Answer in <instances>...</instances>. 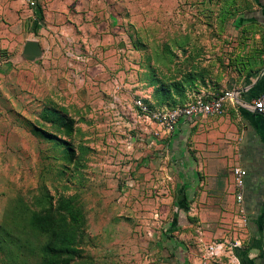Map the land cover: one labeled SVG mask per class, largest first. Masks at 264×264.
I'll return each mask as SVG.
<instances>
[{
	"label": "rangeland",
	"instance_id": "obj_1",
	"mask_svg": "<svg viewBox=\"0 0 264 264\" xmlns=\"http://www.w3.org/2000/svg\"><path fill=\"white\" fill-rule=\"evenodd\" d=\"M18 1L0 0V264L51 257L33 215L65 224L55 264H184L246 232L220 133L184 143L155 114L264 68V0H103L57 30Z\"/></svg>",
	"mask_w": 264,
	"mask_h": 264
},
{
	"label": "crops",
	"instance_id": "obj_2",
	"mask_svg": "<svg viewBox=\"0 0 264 264\" xmlns=\"http://www.w3.org/2000/svg\"><path fill=\"white\" fill-rule=\"evenodd\" d=\"M40 3L44 18L45 15L56 16L53 23L54 30L60 27L66 28V25L62 26V24L68 21V16L73 18L84 13L94 14L95 9H100L99 13L101 14L111 12L109 10L111 7L107 6L103 0H40ZM23 4L29 6L27 0H19L14 4V7H24ZM8 5L7 3L4 8H7ZM33 9L35 10V8ZM44 22L46 23L45 19ZM47 25L51 27L50 24ZM242 79L241 77H234L225 84V89H239L237 92L240 101L249 102L264 92V68L253 74L246 82H243ZM214 128L222 136H218L214 143L220 147L219 152L216 153L228 155L232 167L239 165L248 171L245 206L249 215L250 236L256 238V241L252 248L249 247L247 255L243 256L242 264H260L262 260L260 254L264 251L259 246V239L261 238L259 225L264 222V213H262V206L264 205V115L238 102H228L222 116H208L193 121H183L176 130V134L184 143L187 140L196 141L198 133L202 134L200 139L206 140V132H212ZM182 148L184 157L185 149ZM180 170L182 171V169ZM231 170L228 191L235 206V191L233 181L230 178L232 176ZM191 176L193 175L191 174ZM183 251L185 252L184 249ZM191 253L188 256H184L183 252L181 253L185 260L184 264H199L198 251Z\"/></svg>",
	"mask_w": 264,
	"mask_h": 264
},
{
	"label": "built area",
	"instance_id": "obj_3",
	"mask_svg": "<svg viewBox=\"0 0 264 264\" xmlns=\"http://www.w3.org/2000/svg\"><path fill=\"white\" fill-rule=\"evenodd\" d=\"M28 4L36 8L40 0H27ZM228 102H238L247 108L264 115V92L249 102H242L238 92L234 89H225L214 94L201 93L184 105L176 106L155 114L162 124H166L169 131L179 128L183 121H193L202 117L220 116L224 113ZM139 104L146 110L147 107L140 101ZM235 201V211L241 226L249 227V215L245 206V189L248 171L246 168L235 165L231 170ZM241 234L233 242L224 239L203 242L198 249L199 264H242L243 256L247 255L249 247L245 246L244 239L248 234Z\"/></svg>",
	"mask_w": 264,
	"mask_h": 264
},
{
	"label": "trees",
	"instance_id": "obj_4",
	"mask_svg": "<svg viewBox=\"0 0 264 264\" xmlns=\"http://www.w3.org/2000/svg\"><path fill=\"white\" fill-rule=\"evenodd\" d=\"M36 13L38 15L39 20L44 19V13L43 8L40 2L37 3V6L35 8ZM185 198V197H184ZM176 223L172 226V229L176 228L178 226V217H175ZM31 225L35 229L41 231V232H47L51 231L52 234L54 233L53 241H51L49 244H47L46 251L51 254V257L48 259H44V261L41 264H55V260L61 255V250L58 247L59 239L63 236V232L60 229H63L65 227V224L63 221L55 222L49 217H43L41 215H33L31 217ZM263 224H260V227L262 228ZM2 234L4 233V238L0 236V249L3 248L4 252L6 249H8V245H10V242L15 244L14 240L16 238H11L10 228L7 227V225H1L0 228ZM262 233V231H261ZM30 247V246H29ZM7 252V251H6ZM9 252V250H8ZM261 257V263L264 264V251L260 254ZM6 260L8 259L10 264H20L19 258L17 256L15 258H12L11 256H8V253L5 254Z\"/></svg>",
	"mask_w": 264,
	"mask_h": 264
}]
</instances>
